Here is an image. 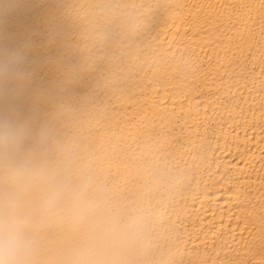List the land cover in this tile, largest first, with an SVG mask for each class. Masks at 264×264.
<instances>
[{"label": "bare ground", "instance_id": "6f19581e", "mask_svg": "<svg viewBox=\"0 0 264 264\" xmlns=\"http://www.w3.org/2000/svg\"><path fill=\"white\" fill-rule=\"evenodd\" d=\"M0 53V115L57 106L126 264H264V0H0Z\"/></svg>", "mask_w": 264, "mask_h": 264}, {"label": "clouds", "instance_id": "9594fccd", "mask_svg": "<svg viewBox=\"0 0 264 264\" xmlns=\"http://www.w3.org/2000/svg\"><path fill=\"white\" fill-rule=\"evenodd\" d=\"M19 65L0 53V84ZM58 120L57 106L38 131L0 115V264H126L135 225Z\"/></svg>", "mask_w": 264, "mask_h": 264}]
</instances>
